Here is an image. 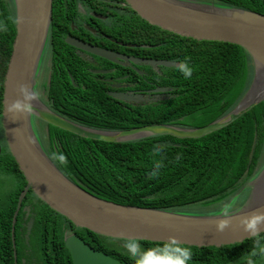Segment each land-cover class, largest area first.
I'll use <instances>...</instances> for the list:
<instances>
[{
    "label": "trees",
    "instance_id": "1",
    "mask_svg": "<svg viewBox=\"0 0 264 264\" xmlns=\"http://www.w3.org/2000/svg\"><path fill=\"white\" fill-rule=\"evenodd\" d=\"M193 1L215 2L264 14V4L260 0ZM140 20L139 26H147L151 30H136V38L158 42L155 40L157 32L163 33L160 46L166 53L165 58L178 63L189 58L194 68L192 77L185 79L178 65L166 66L164 74L149 73V79L158 86L172 87L173 96L163 102L136 104L132 111L110 99L63 96L58 88L52 87L50 96L55 98L57 109L63 108L87 126L122 130L159 123L199 127L222 117L236 106L248 90L253 76L251 56L243 47L224 41L181 36L142 18ZM15 34L13 0H0V119L4 78ZM56 78L52 77V84ZM48 136L50 149L57 153L53 159L57 167L88 192L120 204L185 213L183 210L192 204L197 207L226 201L256 174L258 166L259 169L262 167L264 100L228 125L199 138H178L166 134L110 142L86 138L56 126L51 127ZM6 155L9 157L4 161L8 165L7 170L12 171L13 167L19 171L12 155L9 152ZM158 164L160 167H156ZM249 192L250 187H245L238 195L248 196ZM45 206L57 216V220L70 221ZM44 216L45 212L41 210L39 220ZM54 224V232H57L59 223ZM81 229L93 237L106 239V236L86 228ZM49 235L50 231L43 244ZM129 242L134 243L130 244L133 247L119 248L116 256L126 264H170V259L178 255L175 252L178 247L192 249L193 256L188 264H255L264 253V232L242 242L219 247L150 240ZM58 249L51 248L47 252L54 257L49 264H72L68 251L64 247ZM101 249L109 253L104 245Z\"/></svg>",
    "mask_w": 264,
    "mask_h": 264
},
{
    "label": "water",
    "instance_id": "2",
    "mask_svg": "<svg viewBox=\"0 0 264 264\" xmlns=\"http://www.w3.org/2000/svg\"><path fill=\"white\" fill-rule=\"evenodd\" d=\"M127 1L142 19L163 30L197 40H218L243 47L253 64L248 90L225 115L199 127L159 123L104 130L71 121L50 110L39 99L36 89V77L52 21V0H13L16 34L4 78L1 118L9 149L27 186L75 226L111 238L218 247L239 243L264 232V169L258 176L262 181L251 180L236 194L250 187L248 197L240 206L201 215L125 205L101 198L69 179L46 153L34 125L35 117L74 134L102 141L126 142L166 134L199 138L228 125L264 100V14L193 0ZM91 51L113 59L108 51ZM131 59L152 65H179L170 60ZM20 85H27L26 95L21 94ZM170 90L172 88L160 87L153 91L163 93ZM118 98L135 103L147 100L139 95L126 97L119 94ZM13 101L26 103V111H9L8 106ZM226 219L230 222L220 230L218 223ZM250 224L257 226L249 229L247 225ZM64 245L73 264H126L94 249L76 234L66 236Z\"/></svg>",
    "mask_w": 264,
    "mask_h": 264
},
{
    "label": "flooded vegetation",
    "instance_id": "3",
    "mask_svg": "<svg viewBox=\"0 0 264 264\" xmlns=\"http://www.w3.org/2000/svg\"><path fill=\"white\" fill-rule=\"evenodd\" d=\"M260 1L264 4L263 0ZM138 16L127 0H52L50 32L36 77L39 99L54 113L77 123L79 120L75 116L63 111V108L57 109L55 98L50 96L52 87H60L63 89L60 92L63 96L72 98L96 96L110 99L115 104L127 108L128 111H132L136 104L143 105L170 99L173 96V88L158 86L148 77L152 72L164 74L166 66L134 62L131 59L167 60L166 53L160 46L163 33L157 32L158 36L155 40L158 42H144L141 38H136V30H151L147 26H139L141 17ZM94 49L112 53L113 59L91 51ZM174 62L178 63L176 60ZM53 76L57 78L52 84ZM160 87L172 88V90L163 93L153 91ZM119 94L126 97L139 95L147 100L135 103L119 99ZM34 122L42 146L53 161L56 151L50 149L48 132L54 125L37 117L34 118ZM42 127L46 129V135ZM56 134L60 135L59 132ZM7 152L11 154L1 118L0 173L12 176L13 189L11 194L6 195V198L0 202V264H49V260L54 257L47 252L51 248L62 250L64 247L67 250L64 239L71 234H76L94 249L117 259L119 246L107 240L123 241L124 239L93 237L70 223L71 221L63 218L57 220V216L45 206L33 189L27 186V181L20 169L21 174L13 167L12 171L7 170L8 165L4 163L6 159H9ZM41 210L45 212V218L39 220ZM54 222L59 223L57 232H54L56 229ZM49 231L48 241L43 244ZM103 245L109 249V253L101 249ZM122 247L133 246L122 244ZM69 257L71 259L70 254ZM263 258L264 253L255 264H264Z\"/></svg>",
    "mask_w": 264,
    "mask_h": 264
},
{
    "label": "rangeland",
    "instance_id": "4",
    "mask_svg": "<svg viewBox=\"0 0 264 264\" xmlns=\"http://www.w3.org/2000/svg\"><path fill=\"white\" fill-rule=\"evenodd\" d=\"M213 3L216 4L215 2H213ZM149 77L151 78L150 75H149ZM58 89L60 90V92L63 91V89H61L60 87H58ZM0 123H1V119H0ZM41 129H42V131H44V134L46 135V132H45L46 129L45 128L43 129V127ZM262 157L264 159V145H263V156ZM259 167L260 166H258L256 168V171L263 172L264 163H262V167L260 169H259ZM248 182H250V180H248ZM12 183H13L12 176H9V175L4 174V173H2V174L0 173V202H1V200H4L3 198H6V195L11 194V191L13 189ZM239 190H238V192H239ZM241 194L240 195L234 194L232 197L229 196L226 201L211 203V204H208L205 206H197L196 207V204H192L188 207L189 209H184L183 211H185V213H189V214H201V215L215 214L217 212H220L221 210H224L226 207L235 208V206L237 204H241L244 200H246L245 198L248 197L246 195L241 196ZM107 241L109 243H116L119 246V248L122 247V244H127V245L128 244L129 245L134 244V243L129 242L132 240L111 241V239H108ZM262 262H264V258H263Z\"/></svg>",
    "mask_w": 264,
    "mask_h": 264
},
{
    "label": "clouds",
    "instance_id": "5",
    "mask_svg": "<svg viewBox=\"0 0 264 264\" xmlns=\"http://www.w3.org/2000/svg\"><path fill=\"white\" fill-rule=\"evenodd\" d=\"M178 66H179V69H180V71L183 74L185 79H190L192 77L194 68L190 65L189 58H185V60L180 62ZM20 91H21L22 95H26L27 85H20ZM8 107H9V111H11V112L22 113V112L26 111L27 105H26V103L21 102V101H13L12 104H10ZM156 150L159 151L160 149L157 148ZM156 167H160V165L158 164V165H156ZM255 172H256V174L252 178L249 179L250 181L251 180L252 181H255V180L258 181L260 179L261 176L258 177L260 174V171L255 170ZM247 183H248V180L246 181L245 185ZM244 201L242 203H244ZM238 205L239 204H237L235 207H238ZM259 219L260 218L258 217V220ZM229 222L230 221L228 219H226L223 222L218 223L217 226L220 230H223V228H225ZM256 226H257L256 224L247 225V227L249 229L255 228ZM175 252L178 253V255H176L172 259H170V264H188V262L192 259V256H193V252H192V249L190 247H183V248L178 247L175 249Z\"/></svg>",
    "mask_w": 264,
    "mask_h": 264
},
{
    "label": "bare ground",
    "instance_id": "6",
    "mask_svg": "<svg viewBox=\"0 0 264 264\" xmlns=\"http://www.w3.org/2000/svg\"><path fill=\"white\" fill-rule=\"evenodd\" d=\"M258 181H262V177Z\"/></svg>",
    "mask_w": 264,
    "mask_h": 264
}]
</instances>
